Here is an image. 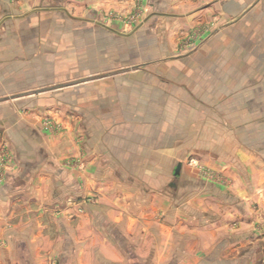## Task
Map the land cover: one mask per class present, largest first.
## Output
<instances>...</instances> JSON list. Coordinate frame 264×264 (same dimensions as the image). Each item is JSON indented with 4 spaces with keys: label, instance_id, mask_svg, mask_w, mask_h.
Returning <instances> with one entry per match:
<instances>
[{
    "label": "crops",
    "instance_id": "obj_1",
    "mask_svg": "<svg viewBox=\"0 0 264 264\" xmlns=\"http://www.w3.org/2000/svg\"><path fill=\"white\" fill-rule=\"evenodd\" d=\"M35 91L7 103L102 117L86 173L8 122L0 264H264V0H0V94Z\"/></svg>",
    "mask_w": 264,
    "mask_h": 264
},
{
    "label": "rangeland",
    "instance_id": "obj_2",
    "mask_svg": "<svg viewBox=\"0 0 264 264\" xmlns=\"http://www.w3.org/2000/svg\"><path fill=\"white\" fill-rule=\"evenodd\" d=\"M137 14V16H136ZM136 17H139V14L136 12L134 14ZM93 76V75H92ZM80 79V78H77ZM76 79V80H77ZM83 78L82 80H84ZM70 81H75V80H70ZM69 80L66 81L67 83L70 82ZM81 80H78L79 82ZM82 82V81H81ZM65 84L60 83V84H54L52 86H46L44 88V91L42 92H59L56 91L57 88H59L61 85ZM46 90V91H45ZM51 90V91H49ZM40 91V90H39ZM10 95L12 99L16 98H22V97H37V91L25 94H0V170L3 172V166L7 165L10 166L9 160L10 155H9V149L6 150V144L7 141L4 140L5 137L3 135V131L10 130L9 133H15V128L12 129V126L9 125L8 122H11L12 120H16L17 116H20L19 113H22L24 111H27L30 113V117L35 120V122L30 123L26 122L22 119L21 117H17L19 119V126H24V129H34V130H40L38 131L39 133L41 132L47 137V140H55L58 143L61 141L68 140L71 142L73 150H76V155L74 156V153H72V156L66 155L65 157H62L61 159V164H65L68 167H72V169L86 173L87 167L85 161L87 160V153H86V141H85V133L83 129L81 128V124L78 122V119H74L73 116H75V113H80L82 112L83 115L86 114H94L95 116L98 115V118L102 117V112L103 110L101 109H64V110H54V109H49L44 106H46V103L43 104H35L36 106H43L39 108H29L28 109H18V108H13L11 103H7V101L10 100ZM47 95V94H45ZM69 95V94H68ZM9 96V97H8ZM51 98H54V95H51ZM38 101V99H36ZM48 106V105H47ZM27 114V113H26ZM68 115H71L72 119L69 118ZM71 120L70 123H64L69 122L68 120ZM81 122V121H80ZM22 124V125H21ZM16 127V126H15ZM12 129V130H11ZM5 134V133H4ZM41 142V138L35 137L33 139V142ZM37 144V143H36ZM37 147V145H35ZM65 148V147H64ZM185 164L191 166L196 170L195 176H199L201 178H207L212 181H221L223 179V175L218 173L217 171L213 170L210 167L204 166L203 164L199 163V161L196 158L193 157H188L185 158ZM3 165V166H2ZM0 171V179L3 177V174ZM83 181L84 178H83ZM102 194L103 192L99 191H93L89 194H86L85 196H82V201L83 202H88L92 203L95 201L97 198L98 194ZM105 194V193H103ZM75 203V202H74ZM78 210H82V206L79 204L78 205Z\"/></svg>",
    "mask_w": 264,
    "mask_h": 264
},
{
    "label": "water",
    "instance_id": "obj_3",
    "mask_svg": "<svg viewBox=\"0 0 264 264\" xmlns=\"http://www.w3.org/2000/svg\"><path fill=\"white\" fill-rule=\"evenodd\" d=\"M179 167H180V162H178L177 165H176V167H175V174L178 173Z\"/></svg>",
    "mask_w": 264,
    "mask_h": 264
},
{
    "label": "built area",
    "instance_id": "obj_4",
    "mask_svg": "<svg viewBox=\"0 0 264 264\" xmlns=\"http://www.w3.org/2000/svg\"><path fill=\"white\" fill-rule=\"evenodd\" d=\"M136 16H137V14H136Z\"/></svg>",
    "mask_w": 264,
    "mask_h": 264
}]
</instances>
